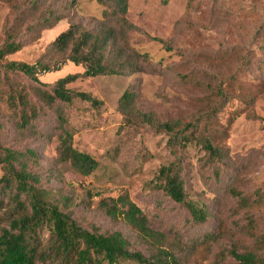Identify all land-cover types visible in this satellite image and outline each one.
I'll return each mask as SVG.
<instances>
[{"label": "rangeland", "instance_id": "374dc122", "mask_svg": "<svg viewBox=\"0 0 264 264\" xmlns=\"http://www.w3.org/2000/svg\"><path fill=\"white\" fill-rule=\"evenodd\" d=\"M49 4L55 7L60 2L49 0ZM128 4L126 17L136 29L121 46L149 54V61H138L143 71L90 77L69 85L100 99L99 110L83 101L45 106L29 78L10 75L28 86L39 113L34 130L21 132L0 96V143L34 150L38 164L33 170L49 200L64 205L79 223L118 229L148 256L147 246L131 227L111 219L98 206L101 198L127 191L153 228L194 249L181 264H234L230 251L242 252L264 234V0H128ZM103 8L97 0H77L70 21L63 19L35 38L22 28L21 48L5 59L34 63L69 22L95 29L103 21ZM14 17V11L0 1V45ZM83 70L67 62L38 78L52 84ZM125 90L135 93L136 107L155 121L186 122L210 115L217 99L228 96L212 126V140L222 147L223 160L211 163L193 146L176 156L182 161L187 198L205 205V222L191 221L185 205L156 188L158 169L171 158L167 135L147 125L124 124L117 104ZM59 111L68 119L74 147L98 160L88 177L56 161Z\"/></svg>", "mask_w": 264, "mask_h": 264}, {"label": "trees", "instance_id": "16d2710c", "mask_svg": "<svg viewBox=\"0 0 264 264\" xmlns=\"http://www.w3.org/2000/svg\"><path fill=\"white\" fill-rule=\"evenodd\" d=\"M0 1L15 13L12 23L4 30V42L0 45V96L13 112L15 126L21 132L34 130L39 105L31 99L28 86L10 75L29 78L34 83L35 95L45 106L83 101L99 110L100 99L69 85L90 77L141 72L143 65L138 61H149L146 51L121 46L126 42V35L136 29L126 17L128 0H97L104 7L103 21L95 29L69 22L68 28L48 44L34 63L7 60V55L22 46L19 39L22 28L30 38H35L41 30L51 28L63 19L70 21L77 0H56L60 5L55 7L49 0ZM67 62L81 65L84 70L60 77L52 84L39 80L40 75L59 70ZM228 100V96L222 94L210 115L194 116L186 122L178 118L155 121L149 113L136 107L135 93L130 90H125L118 100L117 112L124 124L147 125L155 132L167 135L166 146L171 158L159 167L155 186L185 205L194 223L205 222L207 211L200 201L187 198L182 161L176 156L179 150L193 146L211 163L223 160L222 147L212 140V126L218 111ZM57 123L56 161L68 163L81 177L90 176L97 169L98 160L74 147L68 119L60 111ZM37 164L34 150L13 149L0 143V264H181L193 253L194 249L183 247L179 241L153 228L127 191L101 198L98 206L111 219H120L130 226L147 246L148 256L135 249L118 229L106 231L95 223H79L64 205L49 200L48 192L33 170ZM185 248L188 251L183 250ZM230 254L234 264H264V234L255 237L246 250L233 249Z\"/></svg>", "mask_w": 264, "mask_h": 264}]
</instances>
